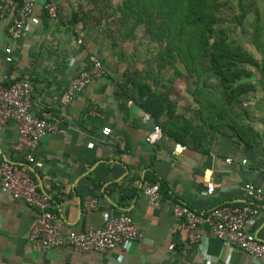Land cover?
<instances>
[{
  "label": "crops",
  "instance_id": "crops-1",
  "mask_svg": "<svg viewBox=\"0 0 264 264\" xmlns=\"http://www.w3.org/2000/svg\"><path fill=\"white\" fill-rule=\"evenodd\" d=\"M58 8V18L52 21L39 3L28 32L17 42L6 33L10 16L0 17V79L5 84L30 82L32 114L49 119L59 118L63 92L93 55L80 46L84 35L68 27ZM6 48L11 50V63L4 60ZM245 69L251 76L233 83L230 96L206 75L201 85L214 91L218 105L227 109L222 119L202 114L205 122L213 123L198 119L189 91L193 86H186L181 104L170 102L173 116L184 119L187 139L189 132L196 136L191 147L174 143L154 119L145 123L139 97L122 101L115 82L105 78L88 85L70 105L63 115V135L40 140L33 151L40 166L23 163L12 151L17 130L14 122H8L0 136V160L23 164L37 190L51 198V212L61 230L85 232L102 226L106 217L127 215L139 226L143 239L103 254H80L68 248L43 252L28 242L38 212L0 190V264H260L218 240L206 226L198 231L202 239L190 245L171 214L174 202L199 212L242 204L247 185L263 184L264 83H259V71L250 65ZM154 125L160 127L161 138L146 143ZM105 127L111 130L108 136L101 133ZM176 144L186 150L174 157ZM208 183L214 186L210 195ZM151 185L160 192L153 205L144 194ZM88 199L96 201L94 210L85 208ZM245 228L264 242V206Z\"/></svg>",
  "mask_w": 264,
  "mask_h": 264
},
{
  "label": "built area",
  "instance_id": "built-area-1",
  "mask_svg": "<svg viewBox=\"0 0 264 264\" xmlns=\"http://www.w3.org/2000/svg\"><path fill=\"white\" fill-rule=\"evenodd\" d=\"M41 3L44 15L49 20H56L59 8L56 0H0V17L10 16L7 36L14 42L19 41L27 32L35 7ZM4 60L11 63V50H4ZM107 77L101 61L94 55L89 57V65L80 70L63 92L59 105V118L49 119L36 116L31 112L32 87L27 80H17L5 84L0 79V136L5 125L12 121L16 124L17 137L11 146L23 163L40 166L33 156L40 140L46 135H63V115L67 113L76 97L92 82ZM143 121L151 122L148 113L143 114ZM104 136L111 134L107 127L102 128ZM162 132L154 125L152 132L145 137V142L153 144L161 138ZM186 148L179 144L173 146L172 155L176 157ZM225 162L229 163L227 159ZM0 190L5 191L13 200L23 202L38 212L35 224L28 235V242L45 252L53 249L68 248L80 254H103L115 248H123L131 242L141 241L143 234L134 220L121 215L106 217L102 226L85 232L63 231L56 224V217L51 212V198L37 190L33 179L22 163L0 160ZM214 186L207 184L206 193L212 194ZM148 204L153 205L160 199L159 187L151 185L144 190ZM246 201L242 204H221L208 211L199 212L185 204L174 202L171 214L179 221L180 230L186 234L190 245L202 239L199 229L206 226L220 241L231 245L260 264H264V242L258 240L246 230L248 219L258 215L259 206H264V182L262 185H247ZM87 210L96 208V201L85 202Z\"/></svg>",
  "mask_w": 264,
  "mask_h": 264
},
{
  "label": "trees",
  "instance_id": "trees-1",
  "mask_svg": "<svg viewBox=\"0 0 264 264\" xmlns=\"http://www.w3.org/2000/svg\"><path fill=\"white\" fill-rule=\"evenodd\" d=\"M235 2L241 11L238 19L245 18L248 9L243 0ZM223 3L219 0H121L116 9L120 28L124 32L123 34L120 31L119 34L124 36V39H132L136 29L142 27L145 34L163 45V52L166 54H161L160 59L173 67L175 63L181 64L184 70L175 68L173 70L175 75L178 77L185 74L190 77L193 75L195 82L192 89H189L190 96L197 104L198 119L204 123L211 121L205 122L203 113L219 119L227 115L225 105L223 103L218 105L219 101L214 91L201 85L206 75L216 79L222 91H228V96L232 94L229 90H232L233 83L251 76L245 65L259 71L261 74L259 83L260 85L264 83V23L260 24L254 17L251 44L260 53V59L257 60L242 46L231 43L223 30L217 27L216 14ZM77 17L76 14L72 17L73 23ZM120 91L124 96L122 101L126 97H139V108L148 113L156 123L163 125L167 136L172 138L174 143L191 147L190 143L196 136L189 132L187 139L184 119L173 116L174 111L170 108V102L174 101L169 98L168 92L156 91L149 84L141 82L132 85L131 92H134L132 95L128 93L127 87L121 88ZM121 105L120 103V107ZM162 116L164 119L160 122ZM153 182L157 183L154 180ZM160 187L163 192L162 185Z\"/></svg>",
  "mask_w": 264,
  "mask_h": 264
},
{
  "label": "rangeland",
  "instance_id": "rangeland-1",
  "mask_svg": "<svg viewBox=\"0 0 264 264\" xmlns=\"http://www.w3.org/2000/svg\"><path fill=\"white\" fill-rule=\"evenodd\" d=\"M56 2L61 8L60 17L64 18L68 27L84 35L80 44L83 50L91 52L102 62L108 72L105 79L115 82L116 93L127 87L128 93L134 94L131 92L132 85L141 82L149 84L156 91L168 92L169 98L173 101L178 100L180 104L185 101L186 86L188 88L193 86L195 78L193 75L192 77L186 74L182 77L175 75L173 73L175 68L184 70L181 64L175 63L173 67L160 59L161 54H166L163 52V45L145 34L142 27L136 29L132 39H124V36L119 34L122 30L116 9L121 0H56ZM219 2L224 3L216 14L217 27L223 30L231 43L250 50L259 60L260 53L251 44V37L255 19H258L260 24L264 23V0H243L248 14L240 19L238 17L241 11L235 0ZM75 14L78 17L73 23L71 19ZM236 15L238 16L234 17ZM122 33L124 34L123 31ZM204 63L206 65L205 61Z\"/></svg>",
  "mask_w": 264,
  "mask_h": 264
}]
</instances>
